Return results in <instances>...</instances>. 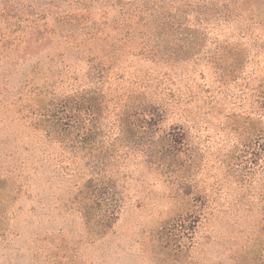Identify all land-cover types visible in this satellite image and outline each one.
<instances>
[{
  "label": "rangeland",
  "instance_id": "1",
  "mask_svg": "<svg viewBox=\"0 0 264 264\" xmlns=\"http://www.w3.org/2000/svg\"><path fill=\"white\" fill-rule=\"evenodd\" d=\"M116 1L0 0V27L26 6L74 12L83 3L91 18L101 10L111 18ZM188 1L147 0L163 9ZM27 38L0 42V176L8 178L0 194V264H264V111L255 91L264 68L170 66L135 57L140 68H113L124 70L121 91L132 75L141 78H135L144 86L139 100L163 108L160 137L171 132L184 145L173 173L140 155L130 161L120 181L125 205L96 236L72 202L82 153L48 140L39 114L62 98L74 107L87 68H99L89 55H100L103 43ZM8 186L17 188L14 200Z\"/></svg>",
  "mask_w": 264,
  "mask_h": 264
},
{
  "label": "trees",
  "instance_id": "2",
  "mask_svg": "<svg viewBox=\"0 0 264 264\" xmlns=\"http://www.w3.org/2000/svg\"><path fill=\"white\" fill-rule=\"evenodd\" d=\"M115 3L117 16L111 18L106 10L91 18L83 3L74 12L16 8L0 27L4 44L13 45L21 35L28 37L27 42H36L55 34L103 43L100 55H89L99 68H87L88 83L74 99V107L62 98L56 107L42 106L39 114L48 140L82 153L84 171L78 174L72 202L96 236L110 229L125 205L120 181L130 161L140 155L147 165L173 173L181 165L179 152L184 145L171 132L160 137L163 108L139 100L144 86L135 78H141L132 75L123 92L118 82L124 70L113 68H140L132 64L134 57L170 66L191 62L207 68H264V0H191L183 8L171 9L154 7L147 0ZM263 77L255 91L258 107L264 111ZM7 180L0 176L4 185L0 194ZM13 190L17 188L8 186L11 200L16 197ZM0 207H4L1 201Z\"/></svg>",
  "mask_w": 264,
  "mask_h": 264
}]
</instances>
